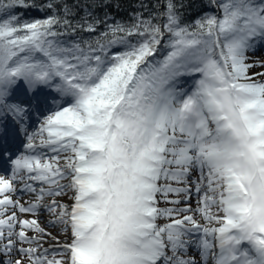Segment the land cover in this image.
I'll list each match as a JSON object with an SVG mask.
<instances>
[{"label": "snow or ice", "instance_id": "obj_1", "mask_svg": "<svg viewBox=\"0 0 264 264\" xmlns=\"http://www.w3.org/2000/svg\"><path fill=\"white\" fill-rule=\"evenodd\" d=\"M110 7L0 0V264H264V0Z\"/></svg>", "mask_w": 264, "mask_h": 264}, {"label": "trees", "instance_id": "obj_2", "mask_svg": "<svg viewBox=\"0 0 264 264\" xmlns=\"http://www.w3.org/2000/svg\"><path fill=\"white\" fill-rule=\"evenodd\" d=\"M119 2H120L119 11H117L115 8H111V7L109 8V11H111L118 18L127 19L128 13L135 10L132 7V5L134 3H136V0H119ZM193 11H195V9ZM34 15H39V13H34Z\"/></svg>", "mask_w": 264, "mask_h": 264}, {"label": "rangeland", "instance_id": "obj_3", "mask_svg": "<svg viewBox=\"0 0 264 264\" xmlns=\"http://www.w3.org/2000/svg\"><path fill=\"white\" fill-rule=\"evenodd\" d=\"M255 55L257 57H260L261 59H264V49H260L259 51L256 52ZM251 71L252 72H261V71H264V69H261V68H253Z\"/></svg>", "mask_w": 264, "mask_h": 264}]
</instances>
